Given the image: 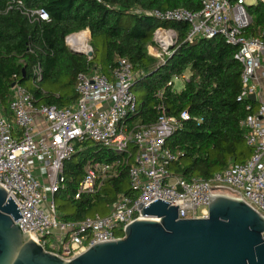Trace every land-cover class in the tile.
Wrapping results in <instances>:
<instances>
[{
    "label": "built area",
    "instance_id": "built-area-1",
    "mask_svg": "<svg viewBox=\"0 0 264 264\" xmlns=\"http://www.w3.org/2000/svg\"><path fill=\"white\" fill-rule=\"evenodd\" d=\"M17 3L22 6V1ZM201 3L197 12L179 8L147 14L163 22L187 23L184 43L221 36L237 49L234 59L243 69L238 101H249L248 115L241 124L248 131L250 159L216 173L208 181L175 175L170 167L179 159V153L166 144L183 127V122L190 120L189 114L183 112L180 118L169 116L160 103V115L154 124H130L129 119L138 112V99L132 87L145 73L134 71L123 58L118 59L109 76L98 69L79 73L75 84L78 98L68 107L36 103L33 94L16 82L11 89V117L3 113L0 104V186L23 217L18 222L20 229L30 232L33 241L45 252L69 261L97 244L122 240L130 225L148 219L142 216L138 205L143 203L147 207L157 200L179 206L178 220L206 218L209 196L244 202L264 218V26L259 36L247 35L255 27L249 7L264 4V0H201ZM25 13L29 18L36 16L49 21L43 9ZM82 34L86 41L84 50L79 49L78 36ZM178 40L172 28L155 30V48L149 46L148 54L158 61L156 67L165 65L173 56ZM65 43L70 50L81 51L88 60L93 59L88 29L69 34ZM189 79L176 75L168 86L175 90V81L181 80L186 85ZM40 80L39 70L33 84ZM158 97L162 99L163 92ZM84 141H93L123 159L113 163L89 161L75 200L98 195L108 179L117 177L119 168L128 162L125 158L132 157L131 145L136 151L129 180L136 197L121 194L107 215L64 221L55 196L64 188L65 161L75 152V145Z\"/></svg>",
    "mask_w": 264,
    "mask_h": 264
},
{
    "label": "trees",
    "instance_id": "trees-1",
    "mask_svg": "<svg viewBox=\"0 0 264 264\" xmlns=\"http://www.w3.org/2000/svg\"><path fill=\"white\" fill-rule=\"evenodd\" d=\"M17 1H22V6ZM234 1V0H230ZM200 11L201 0H0V104L3 113L11 117L9 104L14 83H20L34 96L36 103L59 108L74 104L79 73L98 69L110 75L118 59H126L134 71L145 74L137 78L132 90L138 97V112L129 123L144 126L154 124L160 103L169 116L180 118L188 112L190 120L183 122L167 141L166 147L179 153L170 170L187 180H210L216 173L236 164L245 163L252 155L246 143L248 131L242 126L248 112V100L238 101L242 91V66L234 59L237 49L223 37L200 39L184 43L187 23L163 22L147 13L173 9ZM43 9L49 21L25 12ZM254 28L248 36H259L264 26V4L249 7ZM174 29L179 37L175 53L165 65L148 54L157 28ZM89 30L92 60L71 52L65 38L72 33ZM36 70L41 80L33 84ZM190 72L189 82L182 90L172 89L173 76ZM163 92V98L158 93ZM127 156L119 175L108 179L94 197L75 200L89 161L113 163L123 157L96 144L84 141L75 145V152L64 163V183L55 196L64 221H80L90 214L107 215L121 195L136 197L131 189L129 168L135 154Z\"/></svg>",
    "mask_w": 264,
    "mask_h": 264
},
{
    "label": "water",
    "instance_id": "water-1",
    "mask_svg": "<svg viewBox=\"0 0 264 264\" xmlns=\"http://www.w3.org/2000/svg\"><path fill=\"white\" fill-rule=\"evenodd\" d=\"M209 201L206 218L189 220H178L179 206L142 203L139 211L148 219L130 225L124 239L97 244L67 261L45 252L20 229L23 217L0 186V264H264V218L229 197L209 196Z\"/></svg>",
    "mask_w": 264,
    "mask_h": 264
},
{
    "label": "rangeland",
    "instance_id": "rangeland-1",
    "mask_svg": "<svg viewBox=\"0 0 264 264\" xmlns=\"http://www.w3.org/2000/svg\"><path fill=\"white\" fill-rule=\"evenodd\" d=\"M84 37L83 36H80V38L79 39H83ZM154 45V44H153ZM153 45H150L151 47H153V48H155ZM157 61V60H156ZM156 65H158V61H157V64ZM37 72L39 71V70H36ZM186 77H190V72H186L185 74H184ZM184 83L181 81V80H177V81H175V88L177 89V90H182L183 88H184ZM137 94V96L138 97H141L142 95H144L145 94V92L144 91H139V92H137L136 93ZM61 204H63V202L61 201V200H57V206H60ZM90 216H94V214L92 213V214H90Z\"/></svg>",
    "mask_w": 264,
    "mask_h": 264
},
{
    "label": "bare ground",
    "instance_id": "bare-ground-1",
    "mask_svg": "<svg viewBox=\"0 0 264 264\" xmlns=\"http://www.w3.org/2000/svg\"><path fill=\"white\" fill-rule=\"evenodd\" d=\"M80 36H83V34L82 35H80ZM80 36H78V38H80ZM84 37V36H83ZM80 41V46H79V49L80 50H84L85 48H86V41H85V39L83 38V39H79Z\"/></svg>",
    "mask_w": 264,
    "mask_h": 264
}]
</instances>
